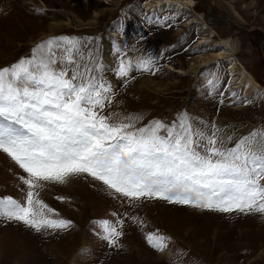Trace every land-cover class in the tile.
<instances>
[{
  "label": "rangeland",
  "instance_id": "1",
  "mask_svg": "<svg viewBox=\"0 0 264 264\" xmlns=\"http://www.w3.org/2000/svg\"><path fill=\"white\" fill-rule=\"evenodd\" d=\"M146 1L0 0V68L30 56L48 38H71L79 42L85 62L98 63V75L112 85L106 114L130 116L137 127L157 120L170 124L180 114L237 134L264 127V0H196L195 7L165 12L147 9ZM204 37L209 42L201 45ZM221 38L234 39V61L261 85L253 95L236 88L241 67L232 75L230 60L214 56L223 48ZM121 60L133 65L124 78L116 75ZM140 61H151L150 70L138 67ZM23 175L0 152V197L22 198L26 186L18 177ZM38 191L56 218L72 226L36 232L0 219V264H264L260 214L160 199L129 204L84 176ZM117 217L124 220L123 236L111 247L94 222ZM148 232L169 237L168 249H153L145 239Z\"/></svg>",
  "mask_w": 264,
  "mask_h": 264
},
{
  "label": "snow or ice",
  "instance_id": "2",
  "mask_svg": "<svg viewBox=\"0 0 264 264\" xmlns=\"http://www.w3.org/2000/svg\"><path fill=\"white\" fill-rule=\"evenodd\" d=\"M137 66L149 71L151 61ZM132 67L121 60L116 75L127 77ZM99 71L65 37L41 41L30 56L0 68V152L26 174L18 177L22 198L0 197V219L36 232L69 229L72 222L56 218L38 190L79 176L129 204L160 199L264 216V127L237 134L187 114L137 127L130 116L105 113L114 92ZM94 223L109 246H119L123 219ZM145 239L158 251L169 247L170 238L157 232Z\"/></svg>",
  "mask_w": 264,
  "mask_h": 264
},
{
  "label": "bare ground",
  "instance_id": "3",
  "mask_svg": "<svg viewBox=\"0 0 264 264\" xmlns=\"http://www.w3.org/2000/svg\"><path fill=\"white\" fill-rule=\"evenodd\" d=\"M107 1V0H104ZM144 5L146 6L147 9H150L151 11H160V12H165L168 10H183L185 8H191L195 7L197 5L196 0H147ZM196 21V19H194ZM210 36H213V31H210L209 33ZM126 37L130 40V36L127 34ZM209 42L208 37H204L201 39L199 43L201 45L207 44ZM220 42L223 44V48L220 49V51L216 52L214 56H216V59H224L228 58L230 60V69L232 70V75H235V71L237 67H241V75L237 78H235L234 82H236L238 85L236 88L242 87L246 91H248V94L253 95L254 93V88H259L261 85L254 80L253 76L247 68L241 63V62H236L234 61V55L237 49V43L234 41L232 38H221ZM209 59V57H208ZM205 61V60H203ZM172 69V67H170ZM169 68V69H170ZM250 84H253L250 85ZM255 86V87H254ZM264 98V94L262 96Z\"/></svg>",
  "mask_w": 264,
  "mask_h": 264
}]
</instances>
